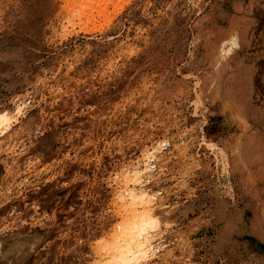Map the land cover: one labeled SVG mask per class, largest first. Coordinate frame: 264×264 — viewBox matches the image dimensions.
Returning <instances> with one entry per match:
<instances>
[{
	"label": "rangeland",
	"instance_id": "obj_1",
	"mask_svg": "<svg viewBox=\"0 0 264 264\" xmlns=\"http://www.w3.org/2000/svg\"><path fill=\"white\" fill-rule=\"evenodd\" d=\"M0 122V264H264V0H0Z\"/></svg>",
	"mask_w": 264,
	"mask_h": 264
},
{
	"label": "bare ground",
	"instance_id": "obj_2",
	"mask_svg": "<svg viewBox=\"0 0 264 264\" xmlns=\"http://www.w3.org/2000/svg\"><path fill=\"white\" fill-rule=\"evenodd\" d=\"M1 123V122H0ZM5 123V122H4ZM138 173V174H137ZM132 178H131V182H133L134 181V183L135 184H137V182H138V180H139V178H140V176H139V172H134V174L131 176ZM130 178V176L128 177V179ZM133 183V184H134ZM130 184V183H129ZM130 191V190H129ZM132 194H133V196H132ZM130 195L132 196V198L134 199V201H133V199H132V201L134 202V203H136V201H141V203L144 205V207H145V211L147 210V209H149V211L147 212L148 214H152L151 213V211H152V209L150 210V208H151V200L148 198V196H146L145 195V192L142 190L141 191V195H139V196H137L136 194H135V192L134 193H132V191H130ZM140 203V202H139ZM144 209V208H143ZM153 217V216H152ZM148 218V217H147ZM138 231V230H137ZM145 232H146V230H144ZM137 233V232H136ZM135 233V230L133 229L132 230V237H133V244H131V245H134L135 247V249L137 250L138 249V251H140V250H144L145 249V247H147L148 245H149V241L150 240H148V238H142L141 237V235H140V237H139V241H140V238H142V242L140 241H135L134 239L137 237V235L138 234H136ZM134 234H136V236H134ZM151 242V241H150ZM151 245V244H150ZM149 245V246H150ZM133 246H131V251H132V248ZM151 247V246H150ZM146 249H148V247L146 248ZM133 252V251H132ZM119 263H122V261H119Z\"/></svg>",
	"mask_w": 264,
	"mask_h": 264
}]
</instances>
